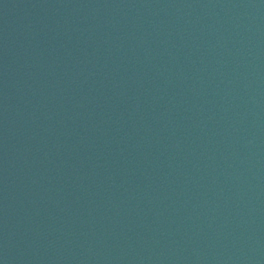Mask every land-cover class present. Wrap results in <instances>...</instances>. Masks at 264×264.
<instances>
[{"label":"water","instance_id":"95a60500","mask_svg":"<svg viewBox=\"0 0 264 264\" xmlns=\"http://www.w3.org/2000/svg\"><path fill=\"white\" fill-rule=\"evenodd\" d=\"M0 264H264V0H0Z\"/></svg>","mask_w":264,"mask_h":264}]
</instances>
